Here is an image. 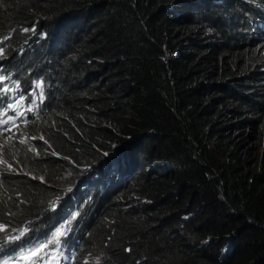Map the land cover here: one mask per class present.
Instances as JSON below:
<instances>
[{"label": "trees", "instance_id": "obj_1", "mask_svg": "<svg viewBox=\"0 0 264 264\" xmlns=\"http://www.w3.org/2000/svg\"><path fill=\"white\" fill-rule=\"evenodd\" d=\"M166 1L0 0V34H51L67 14L44 58L65 87L46 130L78 163L128 141L134 198L87 223L107 264H264V48L217 44L207 0Z\"/></svg>", "mask_w": 264, "mask_h": 264}, {"label": "clouds", "instance_id": "obj_2", "mask_svg": "<svg viewBox=\"0 0 264 264\" xmlns=\"http://www.w3.org/2000/svg\"><path fill=\"white\" fill-rule=\"evenodd\" d=\"M222 1L226 0H207L206 7L211 11L208 15L222 24L223 30L213 34L217 44L234 38L238 43L264 48V0H232L231 7L221 5ZM180 2L167 0L163 6L179 13ZM67 16L62 15L57 23ZM62 22L72 28L78 18ZM58 24L49 28L51 34L42 27L32 32L42 31L41 41L34 40L32 34L21 35L16 26L0 34V77H5L0 81V224L6 226L7 233L0 232V264H30L19 258L20 253L50 240L62 225L66 235L60 237L59 246L46 249L48 264H107L110 247L87 225L89 215L99 210L105 199H110L111 205H122L134 198L123 190L139 171L130 165L128 141L107 140L108 147L98 148L96 159L78 163L60 150L51 131L46 130L56 119L50 112L59 111L60 99L54 92L60 96L65 88L60 73L47 71L44 65L46 54L61 52L64 46V39L57 38ZM54 40L57 44L51 48ZM25 228L28 231L20 239L7 238L19 236Z\"/></svg>", "mask_w": 264, "mask_h": 264}, {"label": "snow or ice", "instance_id": "obj_3", "mask_svg": "<svg viewBox=\"0 0 264 264\" xmlns=\"http://www.w3.org/2000/svg\"><path fill=\"white\" fill-rule=\"evenodd\" d=\"M27 31V29H26ZM5 39H7V37H5ZM3 54V49L0 48V55ZM3 79H5V77H0V81H2ZM16 87L18 88L19 85H16ZM38 88H41L42 85L41 84H37ZM5 91H7V89H5ZM12 107V106H10ZM29 111H31V109H29ZM22 114V113H21ZM3 123L7 124L8 121H4ZM24 141H21V143H23ZM11 167V166H9ZM70 224V221L68 222ZM15 231V230H13ZM28 231V229H23L20 231L19 236H7V238L9 240H18L20 239V237H22L26 232ZM66 231L67 229L65 228V226H61V228L57 229L56 232L53 234V237L46 241V242H42L39 243L38 245L34 246L31 249H26L25 251H22L20 253V259L22 260H26L29 261L30 264H48V262L45 260V257L48 255V253L46 252V249H48L49 245H57L59 246L60 244V237L63 235H66ZM0 232H5L6 233V226L3 224H0Z\"/></svg>", "mask_w": 264, "mask_h": 264}, {"label": "rangeland", "instance_id": "obj_4", "mask_svg": "<svg viewBox=\"0 0 264 264\" xmlns=\"http://www.w3.org/2000/svg\"><path fill=\"white\" fill-rule=\"evenodd\" d=\"M56 44H57V41L54 40L53 43L51 44V48H54L56 46Z\"/></svg>", "mask_w": 264, "mask_h": 264}]
</instances>
